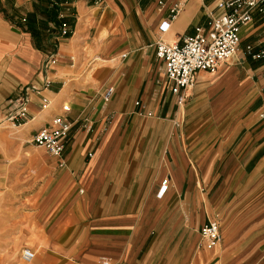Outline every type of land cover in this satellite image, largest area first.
Listing matches in <instances>:
<instances>
[{
  "label": "crops",
  "instance_id": "obj_1",
  "mask_svg": "<svg viewBox=\"0 0 264 264\" xmlns=\"http://www.w3.org/2000/svg\"><path fill=\"white\" fill-rule=\"evenodd\" d=\"M69 1L60 37L46 0H0L3 264L27 241L33 264H264V58L239 45L215 71L198 70L178 105L155 41L206 25L213 0ZM251 27L241 40L254 39ZM50 53L31 118L3 121L23 86H42ZM56 114L70 123L60 157L30 141ZM207 219L220 234L210 248L198 234Z\"/></svg>",
  "mask_w": 264,
  "mask_h": 264
},
{
  "label": "built area",
  "instance_id": "obj_2",
  "mask_svg": "<svg viewBox=\"0 0 264 264\" xmlns=\"http://www.w3.org/2000/svg\"><path fill=\"white\" fill-rule=\"evenodd\" d=\"M163 0H156V5L161 7ZM49 7L55 8L56 33L60 37L67 36L70 29V20L74 12L69 0H49ZM213 9L217 13H213ZM213 9L206 11L207 22L204 26H196L193 32L182 36L177 42L167 44L160 39L155 41V56L163 62V72L172 84L171 92L176 103L184 101L183 90L193 82L198 70L213 72L218 63L226 62L236 51L241 42L239 31L244 26L252 25L247 31V37L254 35V39L246 42L242 51L251 59L264 58V0H213ZM179 10L178 3L168 7L166 18L171 19ZM165 20L160 21V32L167 28ZM256 47L254 50L253 48ZM55 59L52 53L48 54L42 62V86L33 84L23 86L20 92L9 100L10 109L2 118L7 123L18 124L30 119L27 104L29 93H38L47 87L49 79L46 70L50 69ZM112 92L111 86H106L101 94V99L106 102ZM137 103V102H135ZM39 105L44 108L48 105L46 97L39 96ZM67 110L66 105L61 106ZM264 114V109L260 116ZM70 123L63 114L54 115L48 123L38 128L31 136V142L43 148L48 154L60 157ZM166 184H160L158 193L161 194ZM199 242L206 248L215 246L220 240L218 223L214 219H207L198 230ZM34 253L28 247L20 250L19 258L23 263L30 262Z\"/></svg>",
  "mask_w": 264,
  "mask_h": 264
},
{
  "label": "rangeland",
  "instance_id": "obj_3",
  "mask_svg": "<svg viewBox=\"0 0 264 264\" xmlns=\"http://www.w3.org/2000/svg\"><path fill=\"white\" fill-rule=\"evenodd\" d=\"M242 28H244V27H242ZM242 28H241L240 31H239V34H240V35H241V30H242ZM250 41H252V38H245V39H242L241 42H240V47H243V45H244L246 42H250ZM26 246L29 247L30 250H33V251L36 250L35 247L32 245L31 241H27ZM21 248H22V247L18 248V250H17V252H16L14 258L11 259V261H9V262L6 263V264H33V261L36 260V255H37V253L35 254V258H34L32 261H30V262H28V263H23V262L20 260V258H19V253H20ZM3 259H4V258H2V256H1V257H0V264H3V262H2Z\"/></svg>",
  "mask_w": 264,
  "mask_h": 264
},
{
  "label": "trees",
  "instance_id": "obj_4",
  "mask_svg": "<svg viewBox=\"0 0 264 264\" xmlns=\"http://www.w3.org/2000/svg\"><path fill=\"white\" fill-rule=\"evenodd\" d=\"M45 5H46V8H45L46 9V11H45L46 17L49 19V21H52L54 23V27H55V25L58 22L55 18L56 9L49 7V0H46Z\"/></svg>",
  "mask_w": 264,
  "mask_h": 264
}]
</instances>
